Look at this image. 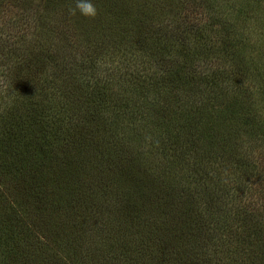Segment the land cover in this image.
<instances>
[{"label": "trees", "instance_id": "trees-1", "mask_svg": "<svg viewBox=\"0 0 264 264\" xmlns=\"http://www.w3.org/2000/svg\"><path fill=\"white\" fill-rule=\"evenodd\" d=\"M263 1L99 0V34L80 33L73 49L65 28L34 33L30 53L17 62L14 81L10 78L7 84L8 92L15 93L11 96L21 92L24 100L9 96L8 108L0 107V182L37 178L34 182L39 183L46 168L59 159L56 147L66 150L71 143H85L86 148L82 134L64 119L70 114L67 110L78 105L95 129L101 127L118 139L129 133L147 139V158L162 183L176 173L189 180L194 176L195 182L201 163L202 181L215 166L220 173L239 168L231 165L236 145L247 138L258 140L259 131L260 139L264 137V114L259 111V100L264 105V89L259 96V19L251 23ZM62 18L77 24L74 30L86 26L81 15ZM127 35L128 43L119 42ZM108 47H116L119 55L104 51ZM22 143L32 152L6 166V156L24 153L19 151ZM30 154L37 161L26 166L22 162ZM65 168L73 171L69 163ZM125 168L119 169L123 183L119 201L129 211L126 222L135 234L142 228L136 236L139 243L152 242L146 253L148 264H171L169 253L173 249L180 253L188 232L193 235L192 223L184 219L172 223L165 203H158L148 184ZM53 177V182L59 181L60 174ZM133 182L137 189L127 193ZM69 192L63 190L65 198ZM18 206L20 201L8 207V218L16 215ZM88 223L86 217L72 222L60 237L55 236L46 247L48 260L96 264V253L89 252L86 243L91 240L86 234L92 232H86ZM21 239L9 224L0 223V264H16V260L25 264L13 250ZM91 242L102 243L96 238ZM104 254V260L109 259ZM187 259L172 264H202L198 257Z\"/></svg>", "mask_w": 264, "mask_h": 264}, {"label": "rangeland", "instance_id": "rangeland-1", "mask_svg": "<svg viewBox=\"0 0 264 264\" xmlns=\"http://www.w3.org/2000/svg\"><path fill=\"white\" fill-rule=\"evenodd\" d=\"M98 1L92 0L97 10ZM261 6L259 16H253L251 22L254 24L259 19V96L264 89V1ZM73 8L75 0H0V107L8 108L9 96L12 100L15 97L24 100L21 92L11 96L15 93L12 90L8 92L7 84L10 78L11 82L14 81L17 62L25 52L30 53L35 42L34 33L65 28L72 49L80 33L86 34L90 30L94 35L99 34L101 27L96 17L83 18L86 26L76 27V30L73 26L77 24L68 19L62 20L64 15L72 14ZM74 15L80 16L79 13ZM129 39L127 35L119 42L125 44ZM115 49L108 47L104 51L117 56L119 54ZM64 96L62 94L65 100ZM67 111L70 114L64 115L66 123L82 134L88 142L86 148H83L85 143L79 146L71 143L69 147L63 144L68 150L56 147L60 152L59 159L46 168V173L39 177V183L34 182L37 178H20L14 184L5 179L0 182V223L9 224L16 237L22 238L13 250L23 257L25 264H55L48 260L47 245L55 236L60 237L72 222L82 221L85 217L89 221L86 232L92 231L86 234L87 237L102 242L95 246V242L86 241L90 245L89 252L96 253V264H104L106 260L110 264H148L146 253L152 248V242L149 245L139 243L136 236L140 235L142 228L135 234L134 227L132 229L126 222L129 211L121 208L119 200L123 183H120V167H126L125 171H130L138 180L148 184L156 201L165 203V213L173 220L172 223L178 225L183 219L192 223L193 235L188 232V241L180 248V253L177 251L176 254L174 249L173 254L169 253L171 264L176 260L187 263V258L191 256L198 257L202 264H264V137L260 139V131L258 140L247 138L248 141H240L236 145L231 165L239 168L234 170L233 167L220 173L215 166L214 170H209L208 179L202 181L205 172L201 163L195 182L192 181L194 176H189V180L187 175L176 173L170 176L168 183H162L157 178L158 171L151 168L153 162L147 158V139L140 137L141 134L135 137L129 133L126 138L118 139L101 127L95 129L93 125L89 126L87 115L80 105ZM259 111L264 114V105L260 100ZM54 129L57 127L50 126V130ZM136 148L143 150L137 153ZM19 149L21 152L23 149L24 153L4 158L6 166L32 152L24 144ZM32 160L33 155L30 154L22 163L30 166L36 163L37 158ZM66 163L72 167V172L68 173ZM244 165H249V170L245 171ZM59 174V181L53 182V176ZM63 185L70 191L66 198ZM135 188L134 182L130 183L127 193L134 192ZM140 191L142 193V188ZM71 197L74 199L72 203ZM18 201L20 206L16 208V215L8 218V207ZM140 226L143 227V223ZM109 250L110 255L107 253ZM104 251L110 260H104ZM16 264L22 262L16 260ZM150 264L154 263L151 261Z\"/></svg>", "mask_w": 264, "mask_h": 264}, {"label": "clouds", "instance_id": "clouds-1", "mask_svg": "<svg viewBox=\"0 0 264 264\" xmlns=\"http://www.w3.org/2000/svg\"><path fill=\"white\" fill-rule=\"evenodd\" d=\"M72 14L79 13L86 18H95L98 14L97 8L92 0H75V8L71 9Z\"/></svg>", "mask_w": 264, "mask_h": 264}]
</instances>
